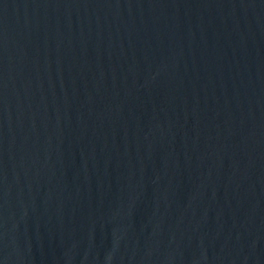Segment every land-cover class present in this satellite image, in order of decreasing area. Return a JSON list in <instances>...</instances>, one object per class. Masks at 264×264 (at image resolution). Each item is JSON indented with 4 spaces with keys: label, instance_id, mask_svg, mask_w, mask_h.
I'll list each match as a JSON object with an SVG mask.
<instances>
[{
    "label": "water",
    "instance_id": "water-1",
    "mask_svg": "<svg viewBox=\"0 0 264 264\" xmlns=\"http://www.w3.org/2000/svg\"><path fill=\"white\" fill-rule=\"evenodd\" d=\"M0 264H264V0H0Z\"/></svg>",
    "mask_w": 264,
    "mask_h": 264
}]
</instances>
